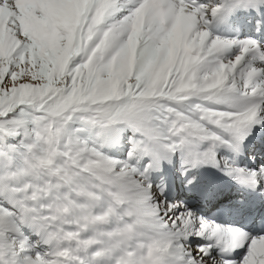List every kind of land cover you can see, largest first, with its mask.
<instances>
[{"label": "snow or ice", "instance_id": "obj_1", "mask_svg": "<svg viewBox=\"0 0 264 264\" xmlns=\"http://www.w3.org/2000/svg\"><path fill=\"white\" fill-rule=\"evenodd\" d=\"M261 157L264 0H0V264H264Z\"/></svg>", "mask_w": 264, "mask_h": 264}, {"label": "rangeland", "instance_id": "obj_2", "mask_svg": "<svg viewBox=\"0 0 264 264\" xmlns=\"http://www.w3.org/2000/svg\"><path fill=\"white\" fill-rule=\"evenodd\" d=\"M262 159H264V157H261ZM178 166V165H177ZM176 177V180H175V182L173 183V185H175V186H178V187H180V188H183V186L184 185H186V183L183 181V179L179 176V175H177V176H175ZM207 184V183H206ZM206 184H204L203 185V187H208V186H206ZM176 188V187H175ZM187 188V187H186ZM199 204H201V201H200V203ZM198 206H199V208H202V210H204L205 208H206V205L205 204H202V205H196V206H193L194 208H198ZM220 208H222V205H217L216 207H215V210H219ZM203 212V211H202ZM217 212V211H216ZM220 213V212H219Z\"/></svg>", "mask_w": 264, "mask_h": 264}, {"label": "bare ground", "instance_id": "obj_3", "mask_svg": "<svg viewBox=\"0 0 264 264\" xmlns=\"http://www.w3.org/2000/svg\"><path fill=\"white\" fill-rule=\"evenodd\" d=\"M175 180H176V177H174L172 184L175 182ZM199 181H201V180H199ZM206 186H208V185L206 184ZM185 189H186V187H185ZM172 192H173V190H172ZM172 192H171V193H172ZM222 197L224 198L225 195L222 196ZM195 200H196V203H198V204L200 203V201H198L197 199H195ZM203 202H204V201H201V204H203ZM209 216L212 217V218H216V219H218L219 221H223V220H225V219H227L226 221H229V219L226 218L224 212H222V211H220V213H219V212H216V211H213V213H211Z\"/></svg>", "mask_w": 264, "mask_h": 264}]
</instances>
